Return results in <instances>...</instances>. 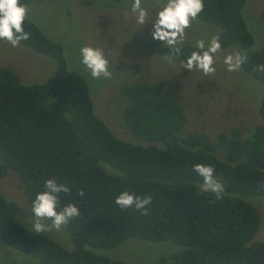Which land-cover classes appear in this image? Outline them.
<instances>
[{
  "label": "trees",
  "instance_id": "trees-1",
  "mask_svg": "<svg viewBox=\"0 0 264 264\" xmlns=\"http://www.w3.org/2000/svg\"><path fill=\"white\" fill-rule=\"evenodd\" d=\"M245 3L204 0L197 19L217 27L221 48L247 52L241 68L264 88V72L255 70L264 63V43L255 48L242 15ZM24 28L30 38L20 43L54 58L56 68L43 82L23 84L14 70L0 66V180L9 170L15 173L31 208L46 180L66 183L71 192L58 194V210L72 203L80 214L65 225L73 244L68 250L21 224L16 201L0 193L1 241L36 264H126L87 247L113 248L130 238L181 245L167 264H264V240H253L260 214L245 198L264 197V95L260 124L247 137L235 128L214 142L202 133H184L185 113L164 85L124 84V123L142 141L133 143L95 114L88 84L67 69L61 44L28 18ZM180 47L174 61L199 50ZM148 48L162 58L170 51L157 41ZM102 163L117 172L108 173ZM198 163L214 168L224 185L222 199L199 191L203 178L193 172ZM123 191L151 195L148 214L121 209L115 200Z\"/></svg>",
  "mask_w": 264,
  "mask_h": 264
},
{
  "label": "rangeland",
  "instance_id": "rangeland-1",
  "mask_svg": "<svg viewBox=\"0 0 264 264\" xmlns=\"http://www.w3.org/2000/svg\"><path fill=\"white\" fill-rule=\"evenodd\" d=\"M134 1L122 0H28V19L35 23L50 39L61 44L69 71L80 74L88 84L95 114L118 137L133 143H142L127 129L123 110L127 101L120 92L124 84L138 82L160 83L168 88L181 105L186 123L184 133L207 135L216 142L220 134H229L237 128L242 137L260 124L258 106L264 95L263 86L242 68L229 72L224 57L235 54L230 45L216 54L214 76H205L198 69H185L182 62L172 65L149 50L155 16L161 5L157 0H142L148 9V22L139 25L131 12ZM127 13V18H125ZM246 26L251 32L257 50L264 43V0H246L242 9ZM217 27L198 19L186 29L185 44L196 45L203 39L208 42L217 32ZM91 46L103 50L109 61L112 78L94 79L81 63L80 49ZM0 66L14 70L23 84L43 82L53 75L56 62L22 43L13 47L7 40H0ZM102 166L116 173L110 165ZM109 170V171H108ZM19 179L12 171L0 180V193L18 205L17 220L33 230L34 213L25 199ZM260 214V225L254 241L264 240V197H245ZM42 223L47 224L44 220ZM46 237L71 250L70 233L66 226L60 230L52 228ZM90 250L118 259L126 264H167L169 257L182 246L173 241H149L130 238L113 248H91ZM163 258L166 263H161ZM0 264H36L34 259L8 246L0 240Z\"/></svg>",
  "mask_w": 264,
  "mask_h": 264
},
{
  "label": "clouds",
  "instance_id": "clouds-1",
  "mask_svg": "<svg viewBox=\"0 0 264 264\" xmlns=\"http://www.w3.org/2000/svg\"><path fill=\"white\" fill-rule=\"evenodd\" d=\"M161 5L156 13L153 24L152 37L163 42L169 48V52L164 59L172 65L177 56L181 53V45L185 39L186 29L190 28L192 21L196 20L204 9V0H157ZM131 12L136 16V22L144 25L148 22V9L142 6V0H134L131 4ZM28 18V7L20 3V0H0V40H7L13 47L19 46L22 40L30 38V33L25 31L24 23ZM127 18V13H125ZM195 47L198 51H193L182 62V67L202 71L205 76H214L216 68V54L221 49L219 34L213 36L207 47L203 39L197 40ZM82 57L81 63L94 79L112 78L109 70V61L100 48L83 46L80 49ZM248 59L247 52H237L224 57L226 70L229 72L239 71L242 64ZM256 71L264 72V63L256 65ZM214 168L210 165L195 164L193 172L203 178V183L199 187L201 193H210L216 199H222L224 195L223 182L214 176ZM71 188L66 183H58L54 178L45 182V190L38 192L33 201L31 211L34 213L35 222L32 225L35 233H48L52 228L60 230L62 226L80 214L79 208L72 203L67 204L58 210L60 193H70ZM78 194L83 197V188L78 190ZM152 201V196H136L129 191H123L115 200L121 209L132 208L143 210L142 214H148L146 207ZM44 220H51V225L42 223Z\"/></svg>",
  "mask_w": 264,
  "mask_h": 264
}]
</instances>
